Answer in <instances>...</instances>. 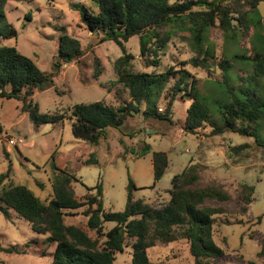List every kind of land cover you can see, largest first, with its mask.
Here are the masks:
<instances>
[{
  "label": "trees",
  "instance_id": "trees-1",
  "mask_svg": "<svg viewBox=\"0 0 264 264\" xmlns=\"http://www.w3.org/2000/svg\"><path fill=\"white\" fill-rule=\"evenodd\" d=\"M7 1L10 0H0V42L16 33L5 20ZM92 1L97 12L82 5H74V9L90 32L119 48L121 56L114 62V82L127 91L128 99L116 105L104 100L76 103L67 117L39 111L32 96L52 85L63 64L83 55L79 41L63 28L50 72L41 71L14 46L0 44V99L20 102L21 111L27 114L34 128L69 120L73 138L96 146L107 140L109 129L130 136L122 130L127 118L134 115L171 121L170 106L175 97L181 95L189 102L183 126L186 132L195 134L204 129L210 136L232 132L253 140L251 145L229 148L230 155H237L246 148L264 151V17L258 10L264 0ZM194 7L199 10L193 11ZM229 14L236 17L231 18ZM216 24L223 33L221 55L217 59L215 46L208 39L209 28ZM177 25L186 27L189 35V45L195 55L189 64L209 70L213 63L221 72L220 81L210 83L212 88L207 95L200 93L197 80L185 70L147 73L132 69L134 57L124 46L128 39L138 38L139 55L145 66L156 68L158 53L164 51L172 35L170 29ZM250 28L253 34L248 39L249 49L229 52L225 48L226 43L237 45ZM231 64L239 66L244 75H233ZM100 72L96 64L93 79H97ZM171 80L167 108L158 113V102ZM150 149L148 144L144 145L138 156L149 153ZM151 163L153 180L157 182L168 167L167 153L152 151ZM94 164L97 158L93 154L83 162V165ZM50 166L55 173L51 181L52 197L47 202L41 201L26 186L5 185L9 172L0 174V213L9 220L14 212L29 224L32 232L45 235L46 242L54 244L52 260L47 264H113L116 255L127 247L131 251L130 264H157L149 260L147 250L157 242L168 244L179 237L189 244V253L196 264L223 254L212 237L214 218L222 214L223 209L205 203L227 202L230 196L215 182L202 183L197 164L190 162L171 178L169 198L160 209L142 199H134L135 185L128 178L126 202L118 212L104 208L100 181L78 195L74 189L75 175L57 168L54 161ZM254 190L253 185H240L242 213L247 212L252 203ZM78 215L84 218L83 222H68ZM106 223L114 225L105 229ZM260 244L258 256L264 255V237ZM7 252L18 253L14 249Z\"/></svg>",
  "mask_w": 264,
  "mask_h": 264
},
{
  "label": "rangeland",
  "instance_id": "rangeland-1",
  "mask_svg": "<svg viewBox=\"0 0 264 264\" xmlns=\"http://www.w3.org/2000/svg\"><path fill=\"white\" fill-rule=\"evenodd\" d=\"M175 1L186 0H170ZM74 5L97 12L92 0H10L4 6L6 23L16 33L4 38L0 44L14 46L19 53L32 59L41 71L50 72L52 69L62 28L79 41L83 51L78 60L61 66L49 88L32 96V102L38 104L41 113L67 117L69 109L76 103L104 100L116 105L128 99L127 91L114 82V62L121 56L119 48L112 41H103L100 35L90 32L80 22ZM197 10L199 8H193V11ZM258 10L264 17V3L258 5ZM229 17L236 16L229 14ZM170 30L171 38L164 51L158 53L156 68L145 66L139 55L136 36L124 43L127 52L134 57L132 69L147 73L185 70L197 80L200 93L207 95L212 88L210 83L220 81V70L213 63L209 70L191 66L189 60L195 55L189 45L186 27L177 25ZM252 32L250 28L237 45L226 43L225 48L229 52L249 49L248 39ZM208 39L215 46L216 59L219 58L223 33L217 24L209 28ZM96 64L101 72L97 79H93ZM231 67L233 75H244L239 66L231 64ZM171 82L158 102V113L167 108ZM188 106L189 102L177 95L170 106L171 121L134 115L127 118L122 130L130 136L109 129L107 140L93 146L73 138L69 120L34 128L27 114L21 111L20 102L0 99V174L9 172L5 185L26 186L41 201L47 202L52 197L51 181L55 172L50 163L54 161L57 168L75 175L74 189L78 195L100 181L104 208L118 212L123 210L126 202L128 178L135 185L132 190L134 199H142L160 209L169 198L167 191L171 187V178L190 162L195 163L202 183L215 182L230 196L227 202L205 203L223 209L222 214L215 216L212 226L213 241L223 254L216 259L203 260L201 264H264V255L258 256L260 239L264 237V151L246 148L237 155H230L229 148L251 145L253 140L232 132L216 136L208 135V130L204 129L195 134L186 132L183 126ZM9 139H14L15 143L9 144ZM146 144L151 151L138 156L140 148ZM152 151L166 152L169 160L157 182L153 180ZM90 154L97 158V164L83 165ZM244 183L253 185L255 190L247 212L242 213L239 191ZM83 221L80 215L68 219L69 223ZM113 225L106 223L105 229ZM45 239V235L32 232L29 224L14 212L9 220L0 213V264L49 263L54 244ZM9 249L18 253L7 252ZM147 253L149 260L157 264H196L189 253V244L181 237L168 244L157 242ZM130 260L131 251L127 247L116 255L113 264H130Z\"/></svg>",
  "mask_w": 264,
  "mask_h": 264
},
{
  "label": "built area",
  "instance_id": "built-area-1",
  "mask_svg": "<svg viewBox=\"0 0 264 264\" xmlns=\"http://www.w3.org/2000/svg\"><path fill=\"white\" fill-rule=\"evenodd\" d=\"M8 143H9V144H14L15 141H14V139H9V140H8Z\"/></svg>",
  "mask_w": 264,
  "mask_h": 264
}]
</instances>
